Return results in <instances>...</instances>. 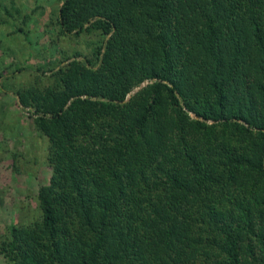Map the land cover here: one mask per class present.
<instances>
[{"label":"trees","instance_id":"trees-1","mask_svg":"<svg viewBox=\"0 0 264 264\" xmlns=\"http://www.w3.org/2000/svg\"><path fill=\"white\" fill-rule=\"evenodd\" d=\"M57 20L99 38L50 67L51 83L15 90L51 174L44 221L11 224L1 251L264 264V0H62Z\"/></svg>","mask_w":264,"mask_h":264},{"label":"rangeland","instance_id":"rangeland-1","mask_svg":"<svg viewBox=\"0 0 264 264\" xmlns=\"http://www.w3.org/2000/svg\"><path fill=\"white\" fill-rule=\"evenodd\" d=\"M61 2L0 0V245L11 224L44 221L39 188L51 174L48 138L36 128L31 111L19 104L15 90L51 83L50 67L76 50L91 56L99 38L93 29L63 33L57 20ZM15 259L0 249V264H16Z\"/></svg>","mask_w":264,"mask_h":264}]
</instances>
